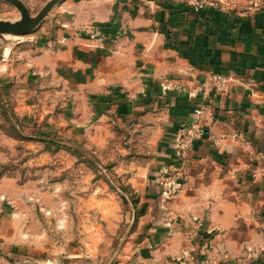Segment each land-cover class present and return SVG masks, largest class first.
<instances>
[{
  "label": "crops",
  "instance_id": "1",
  "mask_svg": "<svg viewBox=\"0 0 264 264\" xmlns=\"http://www.w3.org/2000/svg\"><path fill=\"white\" fill-rule=\"evenodd\" d=\"M239 2L230 11H196L185 0H95V37L103 41L79 46L94 68L95 94L106 100L109 93L111 111L142 130L150 140L143 145L160 156L161 174L132 177L136 190L158 193L144 215L159 228L152 239L164 244L157 264L264 261V173H253L254 155L264 150V1L246 13ZM215 71L236 77L231 91L202 90ZM194 122L218 133L244 131L247 140L195 137L185 148L181 137ZM167 169L181 186L170 197L158 182L169 180ZM5 248L0 264H10Z\"/></svg>",
  "mask_w": 264,
  "mask_h": 264
},
{
  "label": "rangeland",
  "instance_id": "2",
  "mask_svg": "<svg viewBox=\"0 0 264 264\" xmlns=\"http://www.w3.org/2000/svg\"><path fill=\"white\" fill-rule=\"evenodd\" d=\"M21 1L35 15L48 0ZM94 1L60 0L31 32L0 37V243L10 264H157L164 245L144 217L158 193L132 179L161 174L160 156L111 111L109 93L95 94L80 53L103 41ZM20 16L0 0V18ZM176 172L158 179L166 196L180 186ZM134 196L148 205L137 217Z\"/></svg>",
  "mask_w": 264,
  "mask_h": 264
},
{
  "label": "built area",
  "instance_id": "3",
  "mask_svg": "<svg viewBox=\"0 0 264 264\" xmlns=\"http://www.w3.org/2000/svg\"><path fill=\"white\" fill-rule=\"evenodd\" d=\"M194 10L214 9L219 11H230L239 8V0H185ZM264 0H242L244 9L240 11L250 12L259 8ZM236 77L233 74L222 71H215L207 73L202 81L201 88L204 92L209 94L227 93L232 90ZM207 136L213 142L221 144L228 139L246 141L247 137L244 131L234 130L232 132H213L208 130L204 124L194 122L186 129L181 137L180 143L183 147H190L195 137ZM254 157L260 163L254 169V175L264 173V150H258ZM254 213H258L259 209H254ZM254 264H264L263 262H255Z\"/></svg>",
  "mask_w": 264,
  "mask_h": 264
},
{
  "label": "water",
  "instance_id": "4",
  "mask_svg": "<svg viewBox=\"0 0 264 264\" xmlns=\"http://www.w3.org/2000/svg\"><path fill=\"white\" fill-rule=\"evenodd\" d=\"M14 3L21 12L17 19L0 18V37L6 34H24L34 30L48 11L60 0H48L45 5L33 15L28 6L21 0H9Z\"/></svg>",
  "mask_w": 264,
  "mask_h": 264
},
{
  "label": "trees",
  "instance_id": "5",
  "mask_svg": "<svg viewBox=\"0 0 264 264\" xmlns=\"http://www.w3.org/2000/svg\"><path fill=\"white\" fill-rule=\"evenodd\" d=\"M5 111H6V110H5ZM27 136H28V135H27ZM28 137H30V136H28ZM132 203H133V205L136 207L135 217H137L138 215L143 214V213L146 212V210H147V206H148V205H147L146 202H144V203H141L140 206H138V204L140 203V199H139V197L134 196V197L132 198Z\"/></svg>",
  "mask_w": 264,
  "mask_h": 264
}]
</instances>
